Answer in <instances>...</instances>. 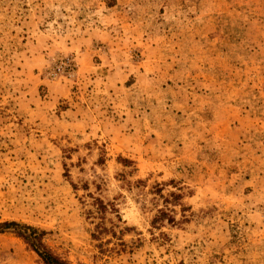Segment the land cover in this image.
<instances>
[{"label": "rangeland", "instance_id": "1", "mask_svg": "<svg viewBox=\"0 0 264 264\" xmlns=\"http://www.w3.org/2000/svg\"><path fill=\"white\" fill-rule=\"evenodd\" d=\"M11 220L72 264H264V0H0Z\"/></svg>", "mask_w": 264, "mask_h": 264}, {"label": "trees", "instance_id": "2", "mask_svg": "<svg viewBox=\"0 0 264 264\" xmlns=\"http://www.w3.org/2000/svg\"><path fill=\"white\" fill-rule=\"evenodd\" d=\"M120 161L124 164L129 163V160L125 158H120ZM176 195V194H174ZM97 207L99 212L103 213L105 212L107 206L104 204V202L100 199H97ZM164 211H161V214L159 216H156L153 220V223L156 224L158 220L163 219L162 214H164ZM169 220L174 221L173 218H169ZM97 228H99V225L97 224ZM4 231H12L16 234V236L20 237L33 251H35L38 256L41 258L43 264H72L67 259H64L59 254L54 252L45 242H44V235L45 231L40 230L38 227L29 225L26 223H20L18 221H4L0 223V232ZM99 229V233H100ZM114 235L116 233L114 232ZM95 238L97 237L96 234H94Z\"/></svg>", "mask_w": 264, "mask_h": 264}]
</instances>
